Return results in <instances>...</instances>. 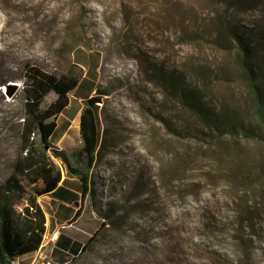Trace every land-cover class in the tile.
<instances>
[{"label": "rangeland", "instance_id": "374dc122", "mask_svg": "<svg viewBox=\"0 0 264 264\" xmlns=\"http://www.w3.org/2000/svg\"><path fill=\"white\" fill-rule=\"evenodd\" d=\"M223 15L256 33L264 0L245 7L231 0H0V181L17 149L28 66L65 69L67 47L82 41L103 50L100 82L112 81L99 104L111 145L89 172L86 196L104 225L69 264H264V141H235L256 160L245 182L220 162L206 128L183 132L187 113L150 81L151 61L182 70L207 102L239 105L243 123L254 124L235 45L215 39ZM80 46L71 54L83 58L80 91H86L99 62ZM8 83L17 84L11 96ZM78 142L75 125L60 150ZM232 157L227 149L224 160ZM251 165L249 155L238 154L236 171Z\"/></svg>", "mask_w": 264, "mask_h": 264}, {"label": "trees", "instance_id": "16d2710c", "mask_svg": "<svg viewBox=\"0 0 264 264\" xmlns=\"http://www.w3.org/2000/svg\"><path fill=\"white\" fill-rule=\"evenodd\" d=\"M231 2L238 7L250 4V0ZM215 25L216 41H220L221 45H235L236 63L251 99L250 111L256 120L254 124L243 123L239 105L231 109L226 106L217 108L207 102L202 91L187 81V74L182 70L166 68L159 62L151 61L150 81L164 87L168 98L177 100L180 108L187 113L183 132L189 134L190 129L206 128L207 135L217 140L220 162L230 166V174L243 173L246 182L247 176L256 167V160L246 150H239L235 141L238 136L264 141V22L256 33L243 26L229 25L225 15L217 17ZM79 45L87 46L77 41L67 47L65 69L46 71L37 65L26 69L21 102L22 121L15 127L17 149L8 173L0 181V264H13L17 257L35 252L40 247L45 217L38 197L54 190L61 179L62 169L54 158L61 161L67 175L80 179L81 195L85 197L91 191L89 172L111 145L108 141L109 126L102 125L99 108V104L110 94L111 80L99 82L94 94L84 100L79 116L80 144L66 154L50 141L56 128V118L68 105V95L83 75V70L71 60L72 49ZM101 52L100 75L103 76L105 56L103 50ZM222 75L226 82H232L229 73ZM50 93L54 95L53 99L44 104ZM225 135L229 137L228 143L222 141ZM227 149H232L233 153L228 162L223 158ZM238 154L251 157L249 170L244 166L236 171ZM102 225L83 245L80 253L95 240Z\"/></svg>", "mask_w": 264, "mask_h": 264}, {"label": "crops", "instance_id": "0c3cea01", "mask_svg": "<svg viewBox=\"0 0 264 264\" xmlns=\"http://www.w3.org/2000/svg\"><path fill=\"white\" fill-rule=\"evenodd\" d=\"M89 57L96 59L98 56V76L90 80L86 91H80L81 80L86 72L85 63L82 56L74 51L71 60L83 70L76 87L68 95V105L56 118V128L53 134L60 130L54 145L59 150L62 144L67 142L71 128L78 126L79 116L84 106V100L91 97L100 82V68L102 65V52L99 48L80 46ZM95 51V52H94ZM85 69V70H84ZM80 144V135L79 142ZM76 146V147H77ZM70 154L73 147H67ZM61 169V179L54 190L38 197L45 217V231L42 242L38 250L17 257L13 264H36L40 258H44L50 264H69L73 258L80 254L83 245L99 227V218L94 214L87 197H82V183L76 176L67 175L62 168V163L57 162ZM78 212V213H77Z\"/></svg>", "mask_w": 264, "mask_h": 264}, {"label": "water", "instance_id": "95a60500", "mask_svg": "<svg viewBox=\"0 0 264 264\" xmlns=\"http://www.w3.org/2000/svg\"><path fill=\"white\" fill-rule=\"evenodd\" d=\"M16 87H17V84L8 83L6 85V88L8 90L7 95L11 96L14 93V91L16 90ZM36 264H50V263H48L44 258H40Z\"/></svg>", "mask_w": 264, "mask_h": 264}]
</instances>
